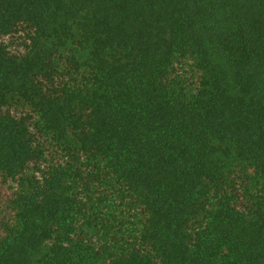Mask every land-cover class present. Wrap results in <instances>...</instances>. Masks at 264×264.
<instances>
[{"label":"trees","instance_id":"16d2710c","mask_svg":"<svg viewBox=\"0 0 264 264\" xmlns=\"http://www.w3.org/2000/svg\"><path fill=\"white\" fill-rule=\"evenodd\" d=\"M0 264H264V0H0Z\"/></svg>","mask_w":264,"mask_h":264}]
</instances>
